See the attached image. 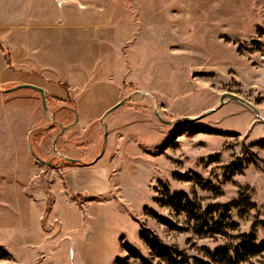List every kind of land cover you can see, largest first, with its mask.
Here are the masks:
<instances>
[{
  "label": "rangeland",
  "instance_id": "1",
  "mask_svg": "<svg viewBox=\"0 0 264 264\" xmlns=\"http://www.w3.org/2000/svg\"><path fill=\"white\" fill-rule=\"evenodd\" d=\"M37 2L0 0V52L15 50L24 29H51L58 47L67 46V35V66L51 64L56 78L69 81L62 84L70 93L66 104L74 106L84 83L90 89L112 78L120 84L119 100L125 99L110 114L111 125L107 118L103 122L107 135L112 132L113 152H105V143L100 157L109 169L110 187L102 199L110 202L111 229L100 244L78 253L68 247L63 226L55 232L40 226V193L49 195L45 218L52 200L43 175L55 174L65 160L63 151L56 156L50 150L60 129L47 119L39 94H19L0 101V264H160L140 237L146 232L185 253L188 264H213L208 254L235 244L240 234H253L264 244V148L257 145L264 142V0H56L50 7L42 1L36 17ZM223 93L250 102L258 114L233 99L220 104ZM46 105L48 112L62 108L48 97ZM25 111L38 126L31 142L45 147L40 155L33 151L49 164L12 151L24 145L26 135L5 123ZM197 116L202 117L194 120ZM100 130L103 147V126ZM4 143L7 161H1ZM22 157L30 199L16 171ZM240 195L253 207L212 216L211 224H235L225 228L226 236L196 233L195 222L170 204L180 199L183 206L188 199L203 212ZM227 214L229 220L220 219ZM50 235L59 239L55 245ZM126 245L139 257L130 256Z\"/></svg>",
  "mask_w": 264,
  "mask_h": 264
},
{
  "label": "crops",
  "instance_id": "2",
  "mask_svg": "<svg viewBox=\"0 0 264 264\" xmlns=\"http://www.w3.org/2000/svg\"><path fill=\"white\" fill-rule=\"evenodd\" d=\"M42 1L44 2V6H56V0H40L36 4L38 6L36 8V17L41 15V8L39 6H41ZM51 32L52 30L48 28L38 30L37 33L27 30L25 32L24 29L22 36L25 39L16 46L15 50L9 49L5 53L0 52V101L21 95L34 98L30 93L38 95V92L31 89L6 91L17 85L28 84L43 88L46 97L56 100L61 104V111L49 112L50 117H47V119L50 118V121L59 127L60 131L61 128L66 129L55 136L50 150L51 152L53 151L52 155L56 156L58 154L56 151H63L61 155L65 161H68L66 159H73L77 161L74 163L79 162L82 164L70 166L67 164L63 168L55 169L53 170L54 176L47 173L44 174L42 170L43 176L48 179L52 200L50 210L47 212V217L45 218L44 214L47 210L46 205H48L49 195L46 191L45 193L43 192L44 194L40 193V197H42L40 202L44 204V207L41 210L38 221L40 226H49L48 229L54 232L58 226H63L68 247L70 249L71 247L75 248V251L78 253H87L90 248H94L96 243L100 244L101 239L107 236L106 232H110L111 229L108 208L110 207V202L102 199V196L108 192L110 180L108 165L103 164L105 159L100 160L102 156H100L102 147H99L98 143V139L100 140L99 136L101 135L100 127L103 126L105 130L104 125L106 124L103 123L105 118L109 120L107 125H111L112 118H110V114L115 111L118 112L121 107L119 106L120 108L115 109V111L107 115H105V112L125 99L119 100L120 84H118L115 78H112L101 84L93 85L90 89L84 83L80 91L76 93L74 106L69 107L66 104L70 96L69 89H65L62 85L69 81L56 78L54 76V68L51 66V64H54L57 68L68 64V37L66 35L63 40L67 46L58 47L55 45L56 40L55 37L51 36ZM39 38L45 40L42 43L43 45L35 43ZM57 55L60 56L57 57ZM64 55L67 58H64ZM46 60L50 64L46 63ZM7 62L11 65L10 70L7 67ZM72 89L74 90L75 88ZM21 90H28L29 92ZM15 115H17V119L13 118V122L7 117V123H5L7 128L12 124V126H15L17 134L19 132L20 134L25 133L24 135L26 136L24 145H16L14 143L12 151H20V153L22 151L23 155L26 153L29 156L31 155L29 146L37 154L40 153L39 151H45V147L36 144L35 141L31 142L30 136L34 129L38 127L37 124H32L34 120L33 113L25 111L16 113ZM26 128L27 130L24 132ZM111 138L112 132H109L106 137L105 152H113L111 150L113 148L109 147ZM8 147V144H3L2 150L5 153L3 157L1 156V161L9 160L10 151L5 150ZM47 150L49 151V149ZM21 162H23L20 163L21 170L17 168L16 171L22 173L19 182H24L23 194L30 199L28 195L30 192L28 187L29 170L25 168V158ZM83 197H86V199H83ZM44 218L46 223H43ZM58 240L57 236H49V241H55L52 245H55ZM70 249H68V253Z\"/></svg>",
  "mask_w": 264,
  "mask_h": 264
},
{
  "label": "trees",
  "instance_id": "3",
  "mask_svg": "<svg viewBox=\"0 0 264 264\" xmlns=\"http://www.w3.org/2000/svg\"><path fill=\"white\" fill-rule=\"evenodd\" d=\"M257 145L264 148V142H260ZM65 165H81L82 163H74L65 161ZM255 164V163H254ZM257 165V164H255ZM184 197V196H183ZM86 199V197H83ZM174 200H171L170 204L172 207H178V209L183 210L186 214L187 218L191 221H194L196 226V233H210L212 235H223L226 236V227H233L235 224L230 223L228 226H223L222 222H213L210 223L214 219L213 215L219 214L224 211V213H228L230 209H238L240 212H243L245 207L252 208L253 205L250 203L249 199L243 198L242 195L231 201L226 206L221 205H212L207 210L201 212L199 208H195L190 204L189 200H185L184 205L181 206V200H176L177 204H174ZM244 204V206H241ZM177 209V208H176ZM209 215L210 218H207ZM230 219V216L227 214L226 216H220V219ZM148 232H146L147 234ZM145 233L141 234V239L144 244L148 247L151 255L154 258H157L160 261V264H188L189 257L177 250L174 247H169L160 242L157 238L152 237L149 238ZM236 243H229L223 246L217 247L212 253L208 254L210 261L213 264H244L252 258L264 257V244L258 245L256 243L255 237L253 234H240L234 237ZM126 252L133 256L134 258H138L139 255L134 252L133 248L126 245ZM146 264V262H142ZM264 264V260L261 262Z\"/></svg>",
  "mask_w": 264,
  "mask_h": 264
},
{
  "label": "water",
  "instance_id": "4",
  "mask_svg": "<svg viewBox=\"0 0 264 264\" xmlns=\"http://www.w3.org/2000/svg\"><path fill=\"white\" fill-rule=\"evenodd\" d=\"M17 89H31V90H34L36 92H38V94L40 95V99H41V106L43 108V111L45 113V115L48 117V109H47V105H46V96H45V91L43 88H40V87H37V86H33V85H28V84H21V85H17V86H14L6 91H12V90H17ZM226 98H229V99H233L235 101H239L245 105H247L249 108H251L256 114H258V111L255 109V107L248 101L242 99L241 97L239 96H236L235 94H232V93H223L221 96H220V104H223L224 103V99ZM125 101L122 100L120 101L119 103H117L116 105H114L113 107H111L109 110H107L105 112V115L111 113L112 111H114L115 109H117L119 106H121ZM154 115L156 116V118L163 124H170V122H166L164 121L161 116L157 113V111H154ZM202 116H197L194 120L196 119H200ZM260 119V118H259ZM261 120V119H260ZM104 134H103V147L101 149V152H100V156L103 154L104 152V145L106 143V137H107V130H106V125H104ZM66 128H61V133L64 132ZM29 150H30V153L32 155V157L42 163V164H49L50 162L49 161H45L43 159H41L32 149H31V146H29ZM68 161H71V162H77L76 160H73V159H66Z\"/></svg>",
  "mask_w": 264,
  "mask_h": 264
},
{
  "label": "flooded vegetation",
  "instance_id": "5",
  "mask_svg": "<svg viewBox=\"0 0 264 264\" xmlns=\"http://www.w3.org/2000/svg\"><path fill=\"white\" fill-rule=\"evenodd\" d=\"M49 114V113H48ZM49 117V116H48Z\"/></svg>",
  "mask_w": 264,
  "mask_h": 264
}]
</instances>
